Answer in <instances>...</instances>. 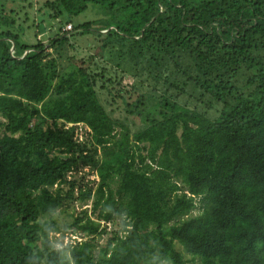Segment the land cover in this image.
<instances>
[{
    "label": "trees",
    "instance_id": "1",
    "mask_svg": "<svg viewBox=\"0 0 264 264\" xmlns=\"http://www.w3.org/2000/svg\"><path fill=\"white\" fill-rule=\"evenodd\" d=\"M38 15L58 25L47 43L0 17V264H188L176 243L199 264H264V0H44ZM76 201L90 209L61 223ZM67 232L83 239L57 246Z\"/></svg>",
    "mask_w": 264,
    "mask_h": 264
},
{
    "label": "rangeland",
    "instance_id": "2",
    "mask_svg": "<svg viewBox=\"0 0 264 264\" xmlns=\"http://www.w3.org/2000/svg\"><path fill=\"white\" fill-rule=\"evenodd\" d=\"M44 0H0V17L3 18V22L1 24L2 30L8 29L13 32H16L19 34L20 38L24 42L28 43H36L38 40H42L43 42H48L49 38L55 34V32L58 29V25L55 21L48 19L47 17L44 18V21L38 22L39 15H38V8L41 6V2L43 3ZM38 2V3H37ZM32 3V5H30ZM35 4V5H34ZM30 5V6H29ZM37 10V11H36ZM97 17V13L95 12L94 8L91 6L84 11L83 13L79 14L78 16H75L73 18L74 22H83L86 20L94 19ZM71 23V22H70ZM37 24V25H36ZM69 23L63 24V28L66 27V25ZM73 24V23H71ZM45 27L46 30L43 33L36 34L37 29L41 30L42 27ZM62 28V31H63ZM91 37H82L78 40H75V43L83 48H81L82 53L85 54V48L87 49L90 45ZM91 51V49H90ZM71 53H74L71 51ZM116 53V52H115ZM108 62L115 63L119 61L117 58V55H111L110 57L106 56ZM128 72L134 74L136 72V69L133 67V64L130 68H128ZM141 75V74H140ZM145 77V75L143 76ZM152 82V81H151ZM187 90V94H185L182 98H180L182 101L188 103L189 105L193 106L198 104L197 100H201L200 98H195L192 95L189 94L188 88H185ZM174 93L177 92L175 89H173ZM107 108H111L110 105H106ZM200 108L203 107V105H199ZM220 108L219 105H214L213 109L209 111V115L211 117H215L218 113V109ZM114 114V112L112 111ZM84 130L80 131L82 133ZM84 171L88 172V176L92 180L95 178V173L93 170H90L88 168H85ZM87 204V205H86ZM80 204L78 201H76L74 204H67L63 206L61 209L58 210L57 215L59 218V221L61 223L66 222L70 219L69 214L75 212L76 210H81L82 208L86 207L90 209L88 206L89 204ZM90 212V211H89ZM121 218H118L115 223L112 225L113 229H120L121 227ZM110 226H108L109 228ZM109 232V231H108ZM57 235V236H56ZM61 235L55 234L53 236V240L56 242V245L58 246L59 240ZM107 238V234H103L99 237H97L98 244H104ZM67 235L64 237V241L67 240ZM176 247L178 250H180L184 257L188 260V264H199L198 258H195L194 261L191 260L192 256L185 252L183 247L176 243ZM161 264H167V263H161Z\"/></svg>",
    "mask_w": 264,
    "mask_h": 264
},
{
    "label": "built area",
    "instance_id": "3",
    "mask_svg": "<svg viewBox=\"0 0 264 264\" xmlns=\"http://www.w3.org/2000/svg\"><path fill=\"white\" fill-rule=\"evenodd\" d=\"M72 29L71 24H67L65 28H63V31H69ZM72 125L71 123H69V126ZM79 129H81V124H78ZM58 235H60L59 233H57ZM67 235V240L66 242L64 241V237ZM57 236V235H56ZM61 240H63V243L66 244L67 242L70 243H74L76 241H81L83 238L81 237V235L79 233H72V232H67L65 234H63V236H60Z\"/></svg>",
    "mask_w": 264,
    "mask_h": 264
},
{
    "label": "water",
    "instance_id": "4",
    "mask_svg": "<svg viewBox=\"0 0 264 264\" xmlns=\"http://www.w3.org/2000/svg\"><path fill=\"white\" fill-rule=\"evenodd\" d=\"M14 47V43L12 44V48Z\"/></svg>",
    "mask_w": 264,
    "mask_h": 264
}]
</instances>
